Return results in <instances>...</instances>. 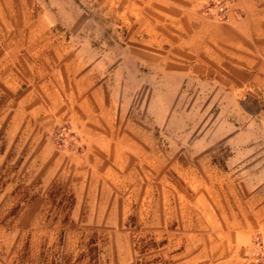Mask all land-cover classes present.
Segmentation results:
<instances>
[{
    "label": "rangeland",
    "instance_id": "rangeland-1",
    "mask_svg": "<svg viewBox=\"0 0 264 264\" xmlns=\"http://www.w3.org/2000/svg\"><path fill=\"white\" fill-rule=\"evenodd\" d=\"M156 4L0 0V264H264V33L229 88L149 42ZM197 9L264 29V0ZM82 87L95 127L63 98Z\"/></svg>",
    "mask_w": 264,
    "mask_h": 264
},
{
    "label": "crops",
    "instance_id": "crops-1",
    "mask_svg": "<svg viewBox=\"0 0 264 264\" xmlns=\"http://www.w3.org/2000/svg\"><path fill=\"white\" fill-rule=\"evenodd\" d=\"M192 1L198 2L190 7L185 2L175 3L172 7V4L168 5V0H103V5L116 11L124 9L140 12L145 9L154 11V7L159 6L156 2L163 3L164 7L160 10H163L164 18L156 20L154 16L149 19V24L151 23L149 25V42L159 47L164 45L165 52L171 53L172 56H178L175 54L177 51L179 54L190 55L198 64H203L205 59L211 60L219 68V73L228 76L227 80L231 83L229 88L236 87L237 81L229 77L235 73L251 76L256 73V70L263 72V68L261 70L251 57L253 53L252 37L257 32L264 33L261 23L255 21L254 25L250 23L244 26L246 24L244 20L237 21L229 15L226 20H217L219 19L217 17L209 19L199 13L197 9L201 6L202 0ZM161 20L163 21L161 22ZM156 27H158V31L163 27L164 33H157ZM168 31L172 36H169ZM61 61L65 70L69 69L73 63L68 56H63ZM256 81L257 79H254L250 82L259 85ZM259 83H264V79H260ZM63 98L67 99L69 106L78 109L84 115L81 118V124L86 121L95 127L96 124L87 98L93 101L99 112L102 110V105L94 89L87 90L82 87L75 93L64 95ZM102 115H106V112H103ZM74 129L77 133H82L87 139L86 141L102 138V135L84 130L82 127L80 129L73 126ZM98 150L100 153L102 152L101 147Z\"/></svg>",
    "mask_w": 264,
    "mask_h": 264
},
{
    "label": "water",
    "instance_id": "water-1",
    "mask_svg": "<svg viewBox=\"0 0 264 264\" xmlns=\"http://www.w3.org/2000/svg\"><path fill=\"white\" fill-rule=\"evenodd\" d=\"M244 105L247 108V110H249L250 112H253L256 110L255 105L250 100L246 101Z\"/></svg>",
    "mask_w": 264,
    "mask_h": 264
}]
</instances>
